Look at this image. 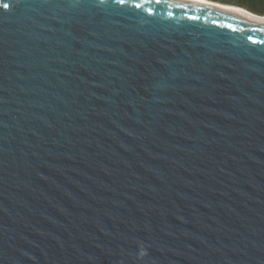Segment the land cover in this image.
Masks as SVG:
<instances>
[{
    "label": "water",
    "instance_id": "1",
    "mask_svg": "<svg viewBox=\"0 0 264 264\" xmlns=\"http://www.w3.org/2000/svg\"><path fill=\"white\" fill-rule=\"evenodd\" d=\"M140 2L0 0V264H264V20Z\"/></svg>",
    "mask_w": 264,
    "mask_h": 264
},
{
    "label": "trees",
    "instance_id": "2",
    "mask_svg": "<svg viewBox=\"0 0 264 264\" xmlns=\"http://www.w3.org/2000/svg\"><path fill=\"white\" fill-rule=\"evenodd\" d=\"M220 4L243 8L253 14L264 16V0H209Z\"/></svg>",
    "mask_w": 264,
    "mask_h": 264
},
{
    "label": "bare ground",
    "instance_id": "3",
    "mask_svg": "<svg viewBox=\"0 0 264 264\" xmlns=\"http://www.w3.org/2000/svg\"><path fill=\"white\" fill-rule=\"evenodd\" d=\"M192 1H196V2L203 3V4H206V5H210V6L231 9V10L243 13L244 15H247L248 17H252V18H255V19H258V20H264V17L254 15V14H252V13H250V12L244 10V9H241V8H238V7H235V6H232V5H226V4H220V3H212L209 0H192Z\"/></svg>",
    "mask_w": 264,
    "mask_h": 264
},
{
    "label": "snow or ice",
    "instance_id": "4",
    "mask_svg": "<svg viewBox=\"0 0 264 264\" xmlns=\"http://www.w3.org/2000/svg\"><path fill=\"white\" fill-rule=\"evenodd\" d=\"M118 3L120 4H125L127 2V0H117ZM155 2L156 4H160L162 2H165V0H141L140 3H136L135 7L137 8H141L143 7L144 4H148V3H153ZM4 7H8V5H4ZM149 14H151L152 10L148 9Z\"/></svg>",
    "mask_w": 264,
    "mask_h": 264
}]
</instances>
